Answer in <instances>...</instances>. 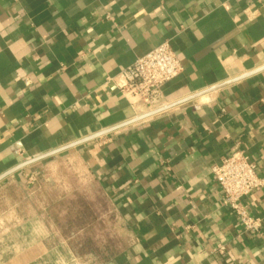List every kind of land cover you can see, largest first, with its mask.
Returning <instances> with one entry per match:
<instances>
[{"label": "crops", "instance_id": "0c3cea01", "mask_svg": "<svg viewBox=\"0 0 264 264\" xmlns=\"http://www.w3.org/2000/svg\"><path fill=\"white\" fill-rule=\"evenodd\" d=\"M165 42L162 106L264 66V0H0V176L151 111L114 78ZM235 149L264 178V70L67 150L122 235L98 264H264V188L247 232L212 171ZM29 167L0 181V264H88L60 199L14 193Z\"/></svg>", "mask_w": 264, "mask_h": 264}, {"label": "rangeland", "instance_id": "374dc122", "mask_svg": "<svg viewBox=\"0 0 264 264\" xmlns=\"http://www.w3.org/2000/svg\"><path fill=\"white\" fill-rule=\"evenodd\" d=\"M14 178L15 194L36 195L41 201L55 196L62 201L55 208L72 213L63 222L70 229L67 223L74 220V233L70 237L80 245L77 251L82 261L98 264L112 255L122 236L117 219L101 189L74 153L65 151L30 165Z\"/></svg>", "mask_w": 264, "mask_h": 264}, {"label": "built area", "instance_id": "2783aa9c", "mask_svg": "<svg viewBox=\"0 0 264 264\" xmlns=\"http://www.w3.org/2000/svg\"><path fill=\"white\" fill-rule=\"evenodd\" d=\"M182 70L176 51L165 42L122 70L114 81L123 93L154 110L162 106V87L174 80ZM29 84L30 81H26V85ZM212 171L226 206L238 216L247 232H259L261 220L252 217L243 203L253 192L264 188V178L259 176L256 164L243 151L235 149ZM217 251L225 253L223 246H219Z\"/></svg>", "mask_w": 264, "mask_h": 264}, {"label": "water", "instance_id": "95a60500", "mask_svg": "<svg viewBox=\"0 0 264 264\" xmlns=\"http://www.w3.org/2000/svg\"><path fill=\"white\" fill-rule=\"evenodd\" d=\"M263 70H264V66L261 67V68H259V69H257V70H255L254 72H252V73H250V74H247L246 76H242V77H240V78H237V79H234V80H231V81L225 82V83L220 84V85H218V86H214V87H212V88H209V89L204 90V91H202V92H198V93H196V94H193V95H191V96H188V97H186V98H184V99H181V100H178V101H176V102H173V103H170V104L163 105V106H161V107H159V108H156V109L151 110V111H149V112H146V113H144V114H142V115H139V116H137V117H135V118H133V119H131V120H128V121L123 122V123H121V124H118V125H116V126H113V127L107 128V129L102 130V131H100V132H97V133H95V134H93V135H91V136L85 137V138H83V139H81V140H79V141H76V142H74V143H71V144H68V145L62 146V147H60V148H58V149H56V150H53V151H51V152H48V153L42 154V155L37 156V157H35V158H31V159H29V160H27V161H25V162H23V163L17 165L16 167L12 168V169L9 170L8 172H6L3 176H0V181L3 180L4 178L8 177L9 175H11V174H13V173H15V172H17V171H19V170L25 168V167H28V166L33 165V164H35V163H37V162H40V161H42V160H45V159H48V158L53 157V156H55V155H58V154H60V153H62V152H65V151L70 150V149H72V148H75V147H77V146H80V145H82V144H84V143H87V142H89V141H91V140H95V139H97V138H100V137L106 136V135H108V134H110V133H112V132H114V131H116V130H119V129H121V128H124V127H126V126L131 125V124H134V123H136V122L142 121V120H144V119H146V118H149V117H151V116H153V115L159 114V113H161V112H164V111H167V110H169V109H172V108H174V107H176V106L182 105V104H184V103L190 102V101H192V100H195V99H197V98H200V97H202V96H205V95H207V94H210V93H212V92H214V91H217V90L220 89V88H223V87H225V86H228V85H230V84H232V83H234V82H237L238 80L244 79V78H246V77H248V76H251V75H253V74L259 73V72H261V71H263Z\"/></svg>", "mask_w": 264, "mask_h": 264}]
</instances>
